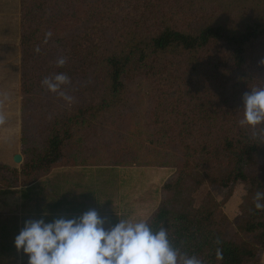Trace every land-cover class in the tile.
Instances as JSON below:
<instances>
[{"label":"trees","instance_id":"obj_1","mask_svg":"<svg viewBox=\"0 0 264 264\" xmlns=\"http://www.w3.org/2000/svg\"><path fill=\"white\" fill-rule=\"evenodd\" d=\"M102 7L105 13L92 0H20L23 116L39 109L48 116L33 146L22 137L19 168L0 162V183L32 198L37 177L64 163L66 142L81 129L87 136L127 101L132 84L146 82L154 88L145 138L174 149L177 163L146 222L166 228L174 247L204 264H264V210L254 201L264 191V124L239 123L243 95L264 88V0H109ZM119 12L128 16L119 21ZM80 15L82 30L64 36ZM60 72L70 78L61 91L76 94L70 103L41 84ZM97 86L90 100L78 95ZM46 94L60 99L55 108L46 107ZM37 99L43 103L26 110ZM239 182L247 190L237 228L252 240L227 237L228 219L210 193L195 205L202 185L224 188L228 199Z\"/></svg>","mask_w":264,"mask_h":264},{"label":"rangeland","instance_id":"obj_2","mask_svg":"<svg viewBox=\"0 0 264 264\" xmlns=\"http://www.w3.org/2000/svg\"><path fill=\"white\" fill-rule=\"evenodd\" d=\"M92 1L101 13L106 12L102 5L109 0ZM86 6L87 2L79 9ZM124 8H128L127 5ZM124 13H117L119 21V17L128 16ZM83 21V15L70 19L71 27L64 31V36L72 30L81 31ZM19 36L20 0H0V162L17 168L24 159L22 137L26 139L24 145L33 146L40 139L39 128L48 116L40 109L33 115L23 116ZM113 37L111 31L106 33L107 39ZM153 88L146 82H135L127 101L89 129L87 136L85 129L77 131L74 138L66 142L64 163L37 177L31 190L32 198L24 200L20 186L7 188L0 183V264H28L27 255L14 246V238L25 220L74 218L94 209L109 225H114L119 219L146 221L152 215L162 199L161 186L172 176L177 164L174 149L152 145L145 138ZM97 90L98 86L93 91H78V95L90 100ZM44 96L42 99L49 100L46 104L49 108H55L60 101L53 95ZM75 96L71 93L73 99ZM42 99L31 102L32 105L29 103L26 110L40 106ZM15 154L22 156L21 163L13 161ZM246 190V184L239 182L225 199L224 188L204 184L195 194V205L210 193L221 204V215L228 219L227 237L236 241L252 240L237 228ZM56 201L61 205L52 209ZM261 257L264 263V253Z\"/></svg>","mask_w":264,"mask_h":264},{"label":"clouds","instance_id":"obj_3","mask_svg":"<svg viewBox=\"0 0 264 264\" xmlns=\"http://www.w3.org/2000/svg\"><path fill=\"white\" fill-rule=\"evenodd\" d=\"M51 35L49 32L46 37ZM36 51H40L39 47ZM65 63L64 57L57 60L59 67ZM69 83V76L63 72L41 81L48 91L70 103L72 97L61 91ZM243 109L241 126L255 128L264 124V88L246 92ZM254 201L257 210H264V191H257ZM14 246L27 255L28 264H204L197 256L174 247L166 228L154 231L145 220L127 219L109 225L94 209L74 218L25 220ZM217 258L222 259L219 249Z\"/></svg>","mask_w":264,"mask_h":264},{"label":"water","instance_id":"obj_4","mask_svg":"<svg viewBox=\"0 0 264 264\" xmlns=\"http://www.w3.org/2000/svg\"><path fill=\"white\" fill-rule=\"evenodd\" d=\"M13 161H14L15 163H21V161H22V156H21L20 154H15V155L13 156Z\"/></svg>","mask_w":264,"mask_h":264},{"label":"crops","instance_id":"obj_5","mask_svg":"<svg viewBox=\"0 0 264 264\" xmlns=\"http://www.w3.org/2000/svg\"><path fill=\"white\" fill-rule=\"evenodd\" d=\"M57 202H59V201H57ZM60 203V205H61V202H59Z\"/></svg>","mask_w":264,"mask_h":264}]
</instances>
